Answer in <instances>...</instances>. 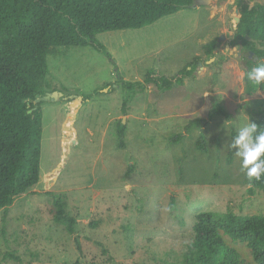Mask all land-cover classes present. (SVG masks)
<instances>
[{
  "label": "rangeland",
  "instance_id": "374dc122",
  "mask_svg": "<svg viewBox=\"0 0 264 264\" xmlns=\"http://www.w3.org/2000/svg\"><path fill=\"white\" fill-rule=\"evenodd\" d=\"M234 1L211 0L138 29L98 33L110 57L89 45L48 54L45 92L62 94L41 104L39 181L0 208V264H173L193 240L197 213L264 215V193H248L228 148L236 125L264 110V91H244V56H254L234 36ZM186 65L194 72L183 84L138 90L149 70L172 76ZM217 105L224 114L210 116ZM195 118L200 128L186 130ZM200 134L205 151L197 148ZM53 196L75 217L74 233L53 221Z\"/></svg>",
  "mask_w": 264,
  "mask_h": 264
},
{
  "label": "trees",
  "instance_id": "16d2710c",
  "mask_svg": "<svg viewBox=\"0 0 264 264\" xmlns=\"http://www.w3.org/2000/svg\"><path fill=\"white\" fill-rule=\"evenodd\" d=\"M194 0H0V208L12 205L16 196L33 188L39 181L42 109L36 95H44L48 74L47 56L56 49L89 45L110 57L96 39L98 33L138 29L156 20L192 7ZM240 15L235 31L241 51L253 54L245 58V71L264 64V4L252 7L235 0ZM256 43L260 46L257 47ZM215 41L206 44L211 54ZM196 60V59H195ZM186 65L172 76L149 70L138 83L145 91L149 84L160 90L183 84L194 68ZM244 79L248 95L264 91V85L253 88ZM134 84L127 83V89ZM89 97V96H88ZM73 106V105H71ZM30 111V112H28ZM224 114L220 106L210 116ZM70 113L64 124L67 137L74 134ZM195 118L186 125L200 128ZM264 126V110L251 119ZM118 135L124 134L119 125ZM177 140L179 137L176 138ZM197 148L205 151L200 134ZM249 183L248 193L255 189L264 193V177ZM174 207L170 196L168 209ZM55 223L74 233L76 219L66 212L62 197L53 196L50 210ZM193 240L186 246L180 261L173 264H264V215H238L232 212L202 211L196 214L192 227ZM77 243V241H76Z\"/></svg>",
  "mask_w": 264,
  "mask_h": 264
},
{
  "label": "clouds",
  "instance_id": "9594fccd",
  "mask_svg": "<svg viewBox=\"0 0 264 264\" xmlns=\"http://www.w3.org/2000/svg\"><path fill=\"white\" fill-rule=\"evenodd\" d=\"M241 75L246 76L253 88H258L264 85V64L242 72ZM228 148L235 151L240 160L241 171L250 182L264 177V126L250 120L237 124Z\"/></svg>",
  "mask_w": 264,
  "mask_h": 264
},
{
  "label": "water",
  "instance_id": "95a60500",
  "mask_svg": "<svg viewBox=\"0 0 264 264\" xmlns=\"http://www.w3.org/2000/svg\"><path fill=\"white\" fill-rule=\"evenodd\" d=\"M211 0H194L193 4L191 5L192 7H195L196 5H206L207 3H209ZM240 15H238V19H239ZM251 55V53H250ZM61 92L58 91H47L44 93V95L40 96V95H36V98L34 100L35 103L41 102V101H54L57 100L59 98V95H61ZM30 112V111H28Z\"/></svg>",
  "mask_w": 264,
  "mask_h": 264
},
{
  "label": "crops",
  "instance_id": "0c3cea01",
  "mask_svg": "<svg viewBox=\"0 0 264 264\" xmlns=\"http://www.w3.org/2000/svg\"><path fill=\"white\" fill-rule=\"evenodd\" d=\"M57 91V90H56Z\"/></svg>",
  "mask_w": 264,
  "mask_h": 264
}]
</instances>
